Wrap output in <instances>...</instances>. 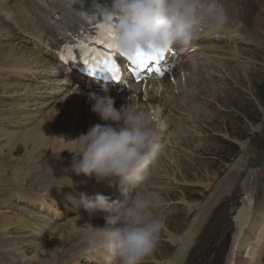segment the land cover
<instances>
[{"label":"bare ground","instance_id":"obj_1","mask_svg":"<svg viewBox=\"0 0 264 264\" xmlns=\"http://www.w3.org/2000/svg\"><path fill=\"white\" fill-rule=\"evenodd\" d=\"M221 1L225 4L224 6L228 10L231 18L230 24L227 26L226 30L240 32L241 38H244L245 40H257V42L261 43V40L264 37L262 34L264 31V0ZM68 13L69 11L67 9L58 4H54V2L49 0H0V35L3 37L6 35L5 40H7V42H5L6 44L0 43V87L3 88L4 91L16 87H18V89L28 88L31 85L30 82L37 71L36 69H38V67H43L46 64V59L42 57L39 49L47 48V46L53 47L58 43V39L54 35L55 33L52 27L53 22H51V19L55 18V23H58ZM2 19L4 21L7 20L8 23H3ZM19 32L25 33L29 36V39L27 40L20 38V40L25 43V46L22 49H18L17 43L12 42L9 38L10 36L19 34ZM1 36L0 38H3ZM31 40L33 45H31ZM8 42H11L12 45ZM262 44L264 45V41H262ZM229 48L233 49V51H231V56H238L239 53H237L238 50L235 46ZM19 50H21V52ZM244 50H241L240 53H243ZM250 51L252 52L251 54L254 53V50ZM235 64H241V62H236ZM221 68L224 69L222 63L220 64V69ZM234 68L235 65H232L230 69H226V75L230 77L238 76L239 72L235 71ZM248 68H250V66ZM57 70L61 73V69L54 65L50 70L48 69L47 72L49 73V78H44L43 81L46 83L41 87L45 86V88H48L46 86H49L48 82L51 79V75ZM29 73L31 75H29ZM202 74H204L203 69L201 73H197V75H195V71H189L191 77L197 76L196 79L198 80V83L189 80L185 84L187 87L185 90H182L183 85L180 86L179 89H181L183 97L189 99L190 104L188 105L185 103L186 107L190 108L188 114H194L198 108L199 118L205 120L213 112L211 110V105L203 100H196V102L193 93L191 92V89L197 88L202 91L203 86L205 85V82L202 81ZM243 74L248 78L246 73ZM59 78H61L59 79L61 81H67V78L63 73L60 74ZM37 88H40V86L38 85ZM217 92L218 90L214 88L210 93L212 96H215ZM219 93H222V90L219 91ZM200 96L205 97L203 94ZM59 102L60 104L57 108H52V110L47 111V113L45 112L46 114L44 113L41 119L40 117L36 118L35 115L28 113L26 110L12 114L15 116L20 115L23 118L17 122V128L30 125L31 123H29V121L24 123V120L30 119H32V122L34 120L36 122L33 126L30 125L27 128H21L22 130L13 129L11 131H5V129H0V166L3 167V172L0 171V195L6 192L1 186L3 185V182L8 183V180H4L1 176L7 169V166H14V168H12L13 174L10 179L11 181L17 182L19 177H25L27 174H31L30 176L34 180L38 178L37 174L34 175L31 173V170L27 171V167L24 168L25 172H23L20 167H17V165H19V162L21 161L22 164L28 165L31 164L32 160H43L44 162L41 164L44 165L46 169L42 172L41 179L46 183L45 189L18 190V188L14 186L11 190L9 188L8 192L10 190V194L19 198L22 202L32 203V205H37L39 203V205L47 207V209H54L53 212H57V210L60 209L59 206L63 205V202L61 201L62 197L76 203V197L85 198L90 194V200V198L94 199L98 194L97 188L90 186L92 183L98 185V182L94 178L88 179L83 174L77 175L71 170L73 154L67 150L72 149L75 146V142L72 140L76 139L81 134H86L91 127V124L89 123L90 120L87 122V128L79 121L83 120L85 122V119L88 116L90 117L92 113H83V110L78 109L70 111L67 106L68 101L65 103L64 101ZM141 103V100L138 99V101L135 100L133 104L138 107ZM8 104L10 103L7 100H0V106H6ZM78 106L81 109L84 108L82 104L80 105L78 103ZM142 106L143 105H141V108ZM204 110L206 112H204ZM160 115L162 116V113ZM15 116L9 117L12 118ZM157 117H159V114H157ZM5 118L8 119V116L0 111V119ZM74 123L78 126L82 125L83 129L86 128V130L75 128ZM108 123H110V121ZM94 125L96 124H93L92 126ZM179 128L181 129L179 130L181 133L178 132V134L172 135L170 140L168 134L165 138L160 140V143L163 146L162 151L158 157L156 165L150 169L149 179L145 181L147 183L146 188H150L149 185L152 184L155 176L156 182L154 184L163 182L162 180L167 177V171H165L164 174L160 171L166 166L165 161L160 159V156L167 158L174 153L179 154V151H177V145L179 144L181 137L183 138L185 134L190 135L191 133L190 138L197 140L198 144H201V141L205 137L202 133L206 130L201 129L202 125L199 120H194V123L191 126L180 123ZM253 130H257V135L255 134V131L253 133L254 136L252 135L254 137L253 140L250 142L242 141L239 143V150L236 153L237 155L230 163L220 166L218 170L212 172V175L209 174L210 172L206 169L205 177H197L198 182H201V184L204 185L202 188L206 189L202 192L203 197L200 198V201H195V203H185V207H188V214L186 217L189 216V220L187 219L188 222L182 227L183 230L181 232H179V227V229H176L175 231L177 232L176 235H170L171 242L174 243V248L171 246L172 249L168 250L167 255H161L160 257H156L155 255L157 254L153 255L154 258L164 259V261L159 264L255 263V260L259 256V250H262V247L264 246V198L256 200V196L253 193L254 190L255 192L257 191L255 189L258 184L257 168L262 170L264 165V126H254L252 127V132ZM19 143L23 148H27V152L30 154L25 155L21 161L20 159H17L13 163L14 165H10L12 156L18 155L15 151ZM4 150H7V153H4ZM167 150H169V152H167ZM46 156H49V158H46ZM172 159L173 158H171V161ZM256 162L257 164H255ZM245 165H247V167L246 169H243ZM172 176L174 177V175ZM260 176H262L261 173ZM177 181H179V179ZM252 184H254V187H252ZM238 192H241V194L238 195V198H235L234 196ZM182 197L185 198L184 194H182ZM0 201L4 204L7 201L9 203L11 202L8 198H3ZM56 203L59 206H56ZM54 204L56 207L53 208ZM216 205L218 206L216 209L217 217L214 219L216 222L215 226L210 224L212 217L208 218L207 215ZM153 210L154 208L150 209L149 212H153ZM234 213H236L234 218L236 220L235 222H232V216ZM79 214H82L83 216L79 215L77 218L73 219V229L72 231L69 230L68 234L65 235V239L71 240L73 242L72 245H76L78 251L83 253L87 245L83 240L82 234L85 231L90 230L91 226L96 227L95 224L97 217L95 216L90 220L89 217L86 216L88 213H80L79 211ZM61 215L62 213L58 214L57 217H60ZM41 216V210H38L36 213L29 212V218L23 223V228L29 227V224H32L31 227L33 228V225L40 222ZM14 219L16 218L14 217ZM97 225L100 227V224ZM2 226H6L7 229H9L14 226V223L4 216L0 217V229ZM40 226L41 228L36 232V238L39 242L46 243L48 241V239L45 238L47 237V233L43 232L45 224L42 223ZM60 227L64 228L65 224ZM167 228L173 232L172 229L169 227ZM55 230L56 226H54L52 231L47 230L49 231V234L51 233L48 238L54 234ZM53 242L58 248L62 247L65 243L63 236L53 240ZM3 244L4 242L2 245L0 243V264H8L3 256ZM49 246L50 245H48V247ZM52 250H54V246H51L50 249H48L52 254L53 261L46 258L48 254L45 249L41 250L39 261L48 264H66L64 257L67 254L63 251L58 257V253L55 250L52 252ZM43 254H45V256ZM69 257H71V255ZM89 257L101 261V259L107 257V254L100 252L89 254ZM165 258H167L166 261ZM45 260L47 261L45 262Z\"/></svg>","mask_w":264,"mask_h":264},{"label":"clouds","instance_id":"obj_2","mask_svg":"<svg viewBox=\"0 0 264 264\" xmlns=\"http://www.w3.org/2000/svg\"><path fill=\"white\" fill-rule=\"evenodd\" d=\"M91 17L113 28L114 49L123 56L138 49L188 52L202 33L219 37L231 19L220 0H112L110 6L93 0ZM103 91L89 94L94 101L91 110L116 127L96 124L72 140L75 146L67 150L73 154L71 170L77 175L98 183L119 178L123 199L97 195L94 203H85L90 218L103 214L106 221L105 227L91 226L82 234L85 254L104 252L109 264H143L156 252L164 226L149 215L161 205L162 196L137 189L149 179L161 154L159 131L164 125L133 103L117 109L107 89Z\"/></svg>","mask_w":264,"mask_h":264},{"label":"rangeland","instance_id":"obj_3","mask_svg":"<svg viewBox=\"0 0 264 264\" xmlns=\"http://www.w3.org/2000/svg\"><path fill=\"white\" fill-rule=\"evenodd\" d=\"M262 34L264 35V31L262 32ZM5 36H1L4 38H0L1 44H6L5 42H7V40H5ZM262 41H264V37L261 40V43L258 44L243 42L242 39L236 38V49L240 50V52L241 50L247 49L243 51V53L238 58V61H241V64L242 62H245L248 67L250 66V68L248 72L246 70L240 71L238 76L229 77V81L227 80V85L225 86L224 91L222 90V93L217 92L212 101L208 100V102H206L207 104L211 105V110L213 111L207 119L201 120L199 118V115L195 119L199 120L200 124L202 125L201 129L206 130L202 133V135L204 134L205 137L201 141V144H198V141L194 140V138H190L191 133L190 135L185 134L187 138L184 135V139L181 138L179 144L177 145V151H179L180 155L174 153L175 155L173 154L172 156H169L167 158H163L160 156V159H163L166 164L165 168L160 171L162 174L167 171V177L162 180L163 182L154 184L153 188L156 192L161 194L162 203L157 208H154L153 212H149V215L161 220V222L163 221L162 223L164 225L160 233L157 250L153 254H157L158 256L155 255L156 257H160L161 255H167L168 250L172 249L171 246L174 248V243L171 242V240H169L170 238L168 237L170 236V234L176 235L177 232L175 231L176 229H179V227V232H181L183 230L182 227H184L185 223L188 222L189 216L186 217L188 214V207H185V203H195L193 201H200V198L203 197L202 192H204L206 189L202 188V186L204 185H202L201 182H198L197 177H205L206 169L210 172L209 174L212 175V172L218 170L220 166H223L224 164L227 165L228 163H230L233 158L237 155L236 153L239 150V143L242 141L250 142L251 140H253V133L255 131V134L257 135V130H253L252 132V127L259 125L264 126V45L262 44ZM8 43L12 45L11 42ZM21 45L22 44L17 43L18 49L20 47L22 48ZM248 45H250L249 50L246 47ZM250 50H254V53L251 54L252 52ZM19 51L21 52V50ZM232 57L237 58L238 56L232 55ZM243 73H246L248 78L245 77V74ZM46 101H48V104H46V107H44L45 111L54 106V103L50 102L49 97L46 99ZM59 104L60 102L58 103V105ZM204 112L206 111L204 110ZM44 113L41 114L40 119L43 117ZM6 116H8V112L6 113ZM10 116L15 115L11 114ZM90 117L93 118L92 123H90L91 127L93 124L105 123V121H102L96 113H92ZM27 121L31 123V126L36 124L35 120L33 121L34 123L32 122V119L24 120V123H26ZM185 121L189 120L185 118ZM30 125L25 127L22 126L17 129L22 130L21 128H27ZM74 126L75 128H81V130H86L87 128L86 127L85 129H83L82 125L78 126L76 123H74ZM4 129L5 131L13 130L11 128ZM179 133H181V131ZM17 148L20 150L19 153ZM17 148L15 153H18V155L12 156V159L21 160L26 155L28 149L23 148L20 143L18 144ZM22 149L23 151H21ZM167 152H169V150H167ZM4 153H7V150H4ZM46 158H49V156H46ZM171 158H173L172 161ZM247 165H245L243 169H246ZM12 168H14V166L7 167V170L3 173L2 177L9 178L12 174ZM257 169L258 184L255 187L257 191L255 192L254 190L253 193L256 196V200H260L264 198V165L262 170L260 168ZM260 173L262 176H260ZM172 175H174V177ZM178 179L179 181H177ZM252 187H254V184H252ZM182 194H184L185 198L182 197ZM239 194H241V192H238L234 197L238 198ZM1 199L3 198H0V200ZM8 200H10L11 202L9 203L7 201V204H4L2 201H0V214L3 216L12 217L13 219L14 217L17 219L18 216V218L20 219L25 215L24 209H29V207L22 205V203H19L16 199L8 198ZM217 206L218 205L213 207L208 214V218L212 217L210 224H213L215 226L216 222L214 221V219L217 217ZM235 215L236 213H234L232 216V222H235L236 220L234 219ZM49 216L52 215L49 214ZM74 218H77V214L71 209L70 212L65 213L61 217L57 218V223L60 226L65 224V227H59L50 238H48L49 235L45 237L48 239V242L45 246V250H47L46 253L48 254V256H52L51 252L48 251V245L54 246V250L60 249L56 247L53 240L58 239L60 237L59 235L69 231L70 221H73ZM167 227L172 229L173 232ZM10 234H14L16 235V237L21 238L31 237V234L28 230H23L20 227H15L14 229H12ZM7 236L10 235L8 234ZM54 250H52V252ZM28 251L29 250L26 248H18L19 253H25ZM32 253L33 252L30 253L31 256L33 255ZM153 255L145 258L143 264H159L160 262L164 261L163 258H154ZM24 257L25 259L27 258V256ZM82 258H79L78 262L75 264H93L91 262L88 263L86 258ZM166 259L167 258H165V260ZM254 264H264V246L262 247V250H259V256L255 260Z\"/></svg>","mask_w":264,"mask_h":264},{"label":"snow or ice","instance_id":"obj_4","mask_svg":"<svg viewBox=\"0 0 264 264\" xmlns=\"http://www.w3.org/2000/svg\"><path fill=\"white\" fill-rule=\"evenodd\" d=\"M77 0H65L66 7L71 10ZM79 15L84 16L83 12ZM86 19L91 17L86 16ZM98 35H95L94 44L102 45L104 49H114V30L108 24L98 26ZM66 52H71L70 56H62L70 61H79L83 56L82 63L86 65V71L90 76L110 75L114 80L121 78L120 66L113 58L109 51L97 49L87 44V42L78 44L75 48H68ZM164 56V52L160 51H144L138 49L137 52L128 57L133 65L132 71L138 73L139 70H148L153 64H158Z\"/></svg>","mask_w":264,"mask_h":264}]
</instances>
